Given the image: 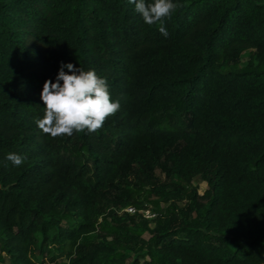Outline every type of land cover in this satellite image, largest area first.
Masks as SVG:
<instances>
[{
    "label": "trees",
    "instance_id": "obj_1",
    "mask_svg": "<svg viewBox=\"0 0 264 264\" xmlns=\"http://www.w3.org/2000/svg\"><path fill=\"white\" fill-rule=\"evenodd\" d=\"M173 2L165 38L130 0H0V264H140L86 242L134 173L164 200L197 175L211 184L153 240L113 230L154 264H264V68L230 67L249 47L264 63V0ZM61 63L95 70L120 102L94 133L52 138L35 123ZM9 153L26 159L14 167Z\"/></svg>",
    "mask_w": 264,
    "mask_h": 264
},
{
    "label": "clouds",
    "instance_id": "obj_2",
    "mask_svg": "<svg viewBox=\"0 0 264 264\" xmlns=\"http://www.w3.org/2000/svg\"><path fill=\"white\" fill-rule=\"evenodd\" d=\"M130 3L135 5L145 24H159L161 34L165 38L169 35L164 22L180 5L173 0H130ZM40 98L45 105L43 118L36 119L35 123L52 138L70 137L74 132L85 130L94 133L121 107L118 100H112L106 78L98 76L95 70L84 71L71 63H61L55 82L45 81ZM6 159L14 167H20L26 158L9 153Z\"/></svg>",
    "mask_w": 264,
    "mask_h": 264
},
{
    "label": "rangeland",
    "instance_id": "obj_3",
    "mask_svg": "<svg viewBox=\"0 0 264 264\" xmlns=\"http://www.w3.org/2000/svg\"><path fill=\"white\" fill-rule=\"evenodd\" d=\"M251 65L264 68V63L259 62L256 58V48L254 47L244 49L238 60L232 62L230 67L244 69ZM154 172L158 178H166V173L162 166H156ZM171 179L175 182H182L175 173L172 174ZM154 183V179L147 178L141 173L132 174L125 182V187L121 191L126 197V202L118 205H101L102 207L97 213L96 228L88 235L86 242L103 240L113 244L118 250L125 252L129 263L135 257H138L140 264H154L145 247L139 244L134 245L130 240L116 237V233L113 230H118L119 228V230H125L127 233L134 232L149 240H153L155 233L152 229L172 212H178L189 199V194L196 191L202 199H207L211 191L209 179L197 175L193 178L191 184L185 187V198L174 197L164 200L160 199L152 191L151 186ZM129 206H133L135 212L127 211ZM146 209L156 212L157 215L154 218L147 217L144 213ZM193 217L198 221H202V218L196 211L193 212ZM0 253L4 256L3 262L10 263L9 256L4 251ZM51 264L55 263L52 262ZM61 264H72V258L64 256Z\"/></svg>",
    "mask_w": 264,
    "mask_h": 264
},
{
    "label": "built area",
    "instance_id": "obj_4",
    "mask_svg": "<svg viewBox=\"0 0 264 264\" xmlns=\"http://www.w3.org/2000/svg\"><path fill=\"white\" fill-rule=\"evenodd\" d=\"M127 211H129V212H135V208L133 206H129V208H127ZM144 213L149 218H154L157 215L156 212H154V211H152L150 209H146L144 211Z\"/></svg>",
    "mask_w": 264,
    "mask_h": 264
}]
</instances>
